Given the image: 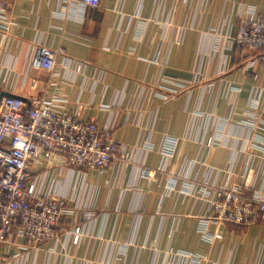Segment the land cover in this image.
Listing matches in <instances>:
<instances>
[{"label": "crops", "instance_id": "obj_1", "mask_svg": "<svg viewBox=\"0 0 264 264\" xmlns=\"http://www.w3.org/2000/svg\"><path fill=\"white\" fill-rule=\"evenodd\" d=\"M251 11L264 17V0H100L87 8L82 0H11L10 36L0 33V101L63 98L66 111L101 129L118 125L112 139L133 157L102 172L66 167L59 157L35 165L42 190L63 195L68 212L58 238L36 249H23L14 229L0 246V264H169L179 250L223 264H264V222L221 226L215 247L198 230L211 212L200 189L206 180L245 181L241 123L264 121V66L249 65L261 51L228 46ZM41 47L59 53L58 75L30 67ZM222 121L225 143L209 147ZM166 136L180 139L170 165L175 190L161 174H141L158 168ZM262 167L254 157L248 194L264 187ZM190 183L194 192L180 190ZM76 227L83 231L77 245Z\"/></svg>", "mask_w": 264, "mask_h": 264}, {"label": "built area", "instance_id": "obj_2", "mask_svg": "<svg viewBox=\"0 0 264 264\" xmlns=\"http://www.w3.org/2000/svg\"><path fill=\"white\" fill-rule=\"evenodd\" d=\"M177 1L186 5L197 0ZM82 5L84 8L98 7L100 0H82ZM10 11L11 0H0V33L5 38L10 36L13 25ZM231 45L244 52L252 48L260 49L261 52L249 61V65L264 66V17L249 12L241 20L228 46ZM58 54L41 47L32 57L30 67L58 75ZM83 66L78 63L75 71L81 72ZM172 94L169 98L175 95ZM262 97V90L257 89L254 107H261ZM65 103L63 98H38L26 102L15 95L4 96L0 101V246L7 242L14 229L25 240V250L36 249L58 238L57 227L68 212L66 200L61 194H47L42 190L33 176L35 165L59 157L66 167L102 172L115 161L132 160L133 153H128L126 147L112 139L118 125L101 129L96 119L86 120L79 114L66 111ZM258 118L254 116L241 123V128L246 130L242 150L248 155L243 174L245 181L240 184L226 181L217 186L206 180L200 189L203 199L211 205V212L201 218L198 230L213 247L223 240L221 226L246 227L264 222V187L252 194L246 191L247 187H253L248 179L255 173L251 168L254 157L260 158V166L263 164V167L257 172L260 170L264 175V121L258 122ZM227 126V121L221 122L220 138L209 139V147L225 143ZM179 141L177 137L166 136L160 148L161 163L158 168H143L141 174L147 178L161 174L166 177L169 190L177 189L179 179L170 165ZM180 190L190 194L194 192V185L187 184ZM212 226L216 230H212ZM82 235V228L76 227L72 232L73 244L77 245ZM168 256L169 264H223L207 255L184 250Z\"/></svg>", "mask_w": 264, "mask_h": 264}, {"label": "rangeland", "instance_id": "obj_3", "mask_svg": "<svg viewBox=\"0 0 264 264\" xmlns=\"http://www.w3.org/2000/svg\"><path fill=\"white\" fill-rule=\"evenodd\" d=\"M258 122H261V121H258ZM193 253V252H192ZM207 256H209L211 259H213L210 255H207ZM213 261H215V260H213Z\"/></svg>", "mask_w": 264, "mask_h": 264}]
</instances>
